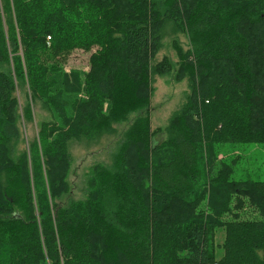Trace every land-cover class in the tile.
<instances>
[{"label": "trees", "instance_id": "16d2710c", "mask_svg": "<svg viewBox=\"0 0 264 264\" xmlns=\"http://www.w3.org/2000/svg\"><path fill=\"white\" fill-rule=\"evenodd\" d=\"M133 2L0 0V264H264V180L234 179L236 158L215 150L264 142V0ZM167 20L188 36L190 91L160 148L149 110L171 70L157 60ZM78 48L90 69L68 73ZM30 97L52 118L29 158ZM143 110L84 198L61 204L70 142Z\"/></svg>", "mask_w": 264, "mask_h": 264}, {"label": "rangeland", "instance_id": "374dc122", "mask_svg": "<svg viewBox=\"0 0 264 264\" xmlns=\"http://www.w3.org/2000/svg\"><path fill=\"white\" fill-rule=\"evenodd\" d=\"M137 6L143 4L142 0H133ZM162 35V48L157 54V60H167L170 63L169 72L160 73L155 76L150 118L153 133L156 132L152 143L160 148L168 143L173 134L172 119L176 113L183 109L187 102L190 91V79L180 76L183 54L189 47V40L186 31L174 20L165 21L160 26ZM50 38V36L48 37ZM91 52L83 48L75 49L65 62V70L70 73L73 70L88 71L90 69L89 59ZM22 56V55H21ZM24 62V59L22 57ZM184 77V78H183ZM19 95V93H18ZM21 104L24 107L27 103L25 94L19 95ZM31 112L28 117H21L22 139L20 150H26L29 158L32 157V142H40V127L43 122H50L51 111L45 107L41 100L34 101L30 97ZM146 111L133 113L128 120L114 124L116 132H104L94 137L74 138L70 142V166L71 170L68 180L71 185L70 193L64 195L59 202L67 204L71 200L84 198L87 193V184L96 165H110L113 156L119 149L121 138L125 136L128 128L137 117L145 116ZM215 150L223 158L220 161H231L236 158L234 179H256L264 180V142H223L216 144ZM31 152V154H30ZM224 156V157H223ZM86 192V193H85ZM224 230L219 229L216 233L215 243L217 256H223L221 245L224 241Z\"/></svg>", "mask_w": 264, "mask_h": 264}]
</instances>
